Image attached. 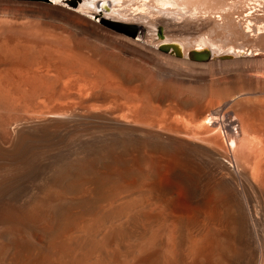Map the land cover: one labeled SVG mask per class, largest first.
I'll list each match as a JSON object with an SVG mask.
<instances>
[{"label": "bare ground", "instance_id": "1", "mask_svg": "<svg viewBox=\"0 0 264 264\" xmlns=\"http://www.w3.org/2000/svg\"><path fill=\"white\" fill-rule=\"evenodd\" d=\"M18 3L65 36L0 23V264H264V0Z\"/></svg>", "mask_w": 264, "mask_h": 264}, {"label": "rangeland", "instance_id": "2", "mask_svg": "<svg viewBox=\"0 0 264 264\" xmlns=\"http://www.w3.org/2000/svg\"><path fill=\"white\" fill-rule=\"evenodd\" d=\"M0 1H2V0H0ZM10 1H17V3L15 4V3H11V4H4L3 2H0V23H4V24H12V23H14L15 25H18V23H19V25L21 24L22 25V23L24 22H27V21H29V23L30 24H27L26 23V25L25 26H27V25H29V27L28 28H32V30L34 31V29H35V31L34 32H36V33H38L37 35H40V41L43 43L44 41H47L48 39H51V38H57V37H59V36H57V35H59L60 34V32H61V34H63L62 36H65L64 35V32L62 31V30H58L61 26L60 25H57V24H59L58 22H57V24L55 25L54 23H56V21H53L52 23H49V22H51V20H49V19H45L44 17H43V15L39 12H37V11H35V10H32V11H30L31 9L30 8H24L23 9V7H20V4L18 3V2H27V1H38V0H10ZM4 4V5H3ZM78 5H79V3H76V6H75V8L74 7H72V5H69L68 3H65V8L66 9H68V10H70V11H73V12H75V13H77V14H81V16H84V17H86V18H89V17H94V18H92V22H94V23H96V24H99V25H103L105 28H107V29H109V30H111V31H113V32H116V33H119V34H122V35H125V36H128V34H126L125 32H122V30H120V29H115V28H112V27H109V26H107L105 23H103L104 21H106V22H115V20H113L110 16H109V12H108V10H104V9H102L101 8V11L100 12H96V13H94L93 15H88V14H85V13H80V12H78L77 11V7H78ZM14 6V7H13ZM29 9V10H28ZM27 12H26V11ZM10 11V12H9ZM4 14V15H3ZM86 15V16H85ZM7 17V18H6ZM29 17V18H28ZM43 17V18H42ZM14 18V19H13ZM26 18V19H25ZM9 19V20H8ZM13 21V22H11V20ZM8 21V23H6L7 21ZM6 21V22H5ZM22 22V23H21ZM37 22H39L38 24H37ZM35 23H36V25H37V28H36V25H35ZM48 24L49 26H50V30L48 29V27H47V29H46V26L45 25H43V24ZM41 24H42V28H43V26L45 27V29L43 28H41L40 26H41ZM46 24V25H47ZM51 24H53V26L51 25ZM126 24H128V23H126ZM40 25V26H39ZM47 25V26H48ZM129 25V24H128ZM135 25V24H134ZM23 26V25H22ZM31 26V27H30ZM38 26H39V28H41V29H39V31L41 30V32H42V30H44V34H43V32L40 34V32L38 31ZM56 26L58 27L59 26V28H56ZM138 27H137V29H136V31H135V34H134V40L135 41H137V42H139V43H141V44H143V45H145V41H144V38H143V34H142V28H141V26L138 24L137 25ZM56 30L57 32H54V30ZM60 29H62V27L60 28ZM122 29H125V27H122ZM47 31V32H46ZM48 31H51V32H48ZM58 31H60L59 33H58ZM54 35H53V34ZM56 33H57V35H56ZM65 33H66V31H65ZM43 34V35H42ZM61 34H60V36H61ZM52 35V36H51ZM49 37V38H48ZM128 37H130V36H128ZM48 38V39H47ZM80 39V38H79ZM81 41H76V43L78 44V45H80L81 46V51H88L90 54L93 52V51H95L96 50V47H95V45H94V43H92L91 44V42H87V41H84V39H80ZM83 41L84 42H86V43H83ZM87 44H89V46L87 45ZM91 44V45H90ZM100 44V43H99ZM101 46L103 45L102 43L100 44ZM94 46V47H93ZM107 45H105V46H102V47H106ZM86 47V48H85ZM89 47H91L90 49H89ZM85 48V49H84ZM83 49V50H82ZM90 50H91V52H90ZM80 51V52H81ZM83 52V53H84ZM82 54V52L80 53V55ZM84 54H88L87 52H85ZM81 55V57H79V61L84 65V66H86L87 68H90V69H94V67L93 66H95L94 64H95V62H96V58L94 59V57H92L90 54H88L87 56H89V58H90V60H89V58L86 56V55ZM84 56V57H83ZM86 56V57H85ZM249 57H251V56H249ZM248 57V58H249ZM87 58V59H86ZM95 60V61H91V60H93V59ZM221 59H224V58H221ZM89 60V61H88ZM93 63V64H92ZM135 66H137V68L139 67L140 68V66H142L143 68H145L146 69V71L145 72H143V74L144 75H142V77L143 76H145L146 75V77H145V79H146V81L145 82H148V81H151V78H153L154 77V74H153V71H152V69H151V67L149 66V65H143V64H141L140 62L139 63H137ZM138 68V69H139ZM196 72H198V71H196ZM151 74V75H150ZM148 75V76H147ZM144 78V77H143ZM137 81H134L133 83H129V84H131L130 85V87L131 88H137L138 86H136L135 84V82H138V83H142V85L144 84L143 83V79L142 78H138V79H136ZM140 80V81H139ZM153 80V79H152ZM135 83V84H134ZM132 84L134 85V87L132 86ZM180 89V90H179ZM176 91L178 92H180V91H182V86H180V85H177V87H176ZM87 93H85V95H86ZM235 126H237V125H235ZM235 130V129H234ZM228 146L230 147L231 146V143H228ZM257 153V152H256ZM241 154V153H240Z\"/></svg>", "mask_w": 264, "mask_h": 264}, {"label": "water", "instance_id": "3", "mask_svg": "<svg viewBox=\"0 0 264 264\" xmlns=\"http://www.w3.org/2000/svg\"><path fill=\"white\" fill-rule=\"evenodd\" d=\"M116 25H119V26H122V27H125V28H130L131 29V34H135L136 30H135V27L133 25L123 24V23H116ZM162 43H164V42H162ZM190 52H191V54H188L187 57H190L193 60L202 61V60H205L207 58V54L206 53H201L200 51H190Z\"/></svg>", "mask_w": 264, "mask_h": 264}]
</instances>
